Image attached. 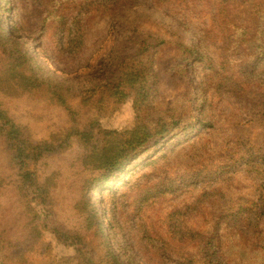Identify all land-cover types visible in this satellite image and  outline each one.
<instances>
[{"label": "rangeland", "instance_id": "obj_1", "mask_svg": "<svg viewBox=\"0 0 264 264\" xmlns=\"http://www.w3.org/2000/svg\"><path fill=\"white\" fill-rule=\"evenodd\" d=\"M253 3L244 1L230 14L256 34ZM186 4L187 0H0L6 32L20 50L33 56L26 70L58 86L73 104L95 91L88 108L83 105L80 110L81 134L67 137L64 112L52 101H29L18 85L9 95L0 90V112L17 122L27 138L20 143L0 137V182L5 177L13 181L12 190L6 184L0 190V264H83L89 259L82 242L94 248V264H108L101 241L110 244L122 264H175L174 254L164 249L146 255L147 239L130 229L155 226L162 241H196L191 240L196 237L193 232L188 240L184 235L171 240L163 227L168 223L165 217L203 193L206 220L190 216L184 227L187 233L190 228L198 234L215 229L214 215L225 207L213 190L223 191L228 199L244 196L249 204L261 202L264 207V194L252 186L257 181L243 170L247 159L239 160L253 143L263 141L264 125L252 116L249 104L214 87L227 54L209 34L211 22L203 2ZM181 41L199 51L195 64L182 61L177 49ZM132 66H146L157 76L147 112L136 111L135 91L121 83ZM182 72L184 77L178 74ZM252 118L257 126L250 130L247 122ZM160 119L175 123L172 135L142 151L134 162L138 167L123 173L118 188L106 189L95 199L86 194L85 199L86 182L73 180L75 173L82 178L90 175L91 160L100 158L91 159L93 148L99 155L111 153L126 132ZM92 122L96 128H90ZM179 127L184 136H174ZM101 129L112 132L108 144L96 143V131ZM230 157L237 160V167L226 172ZM189 176L187 186L184 179ZM93 212H99L98 223L103 225L100 229L97 224L96 231L86 225ZM258 227L264 241V220ZM226 228L223 223L218 231L223 245L215 251L221 253L225 245L230 264H243L246 248L227 235ZM186 247L198 252L197 257L204 253L198 251L199 244ZM210 263L214 258L209 253L204 264Z\"/></svg>", "mask_w": 264, "mask_h": 264}, {"label": "trees", "instance_id": "obj_2", "mask_svg": "<svg viewBox=\"0 0 264 264\" xmlns=\"http://www.w3.org/2000/svg\"><path fill=\"white\" fill-rule=\"evenodd\" d=\"M201 1L203 2V8L210 17L211 29L208 30L209 34H213L215 42H221L222 52L227 54L226 57L223 56V74H217L221 79L214 87L221 88V92L224 91L225 94L235 97L240 104H249L248 108L252 116L258 118L259 123L264 125V0H254L252 4V14L257 17L256 34L250 33L252 30L250 25L246 23L239 25L234 22L230 14V9L249 0ZM186 6H188V0ZM6 28V24L2 23L0 19V90L5 95L6 93L9 95L10 90L14 89L15 85H18L25 89L24 98H31L29 101H37L41 98L48 101L49 99L57 108L64 112L62 117L64 123L69 127L64 129L67 137L80 135L78 126L80 110L83 105L88 108L89 99L93 98L95 91L85 94L80 104H73L67 96L61 93L62 91L58 86L45 83L40 78H37L36 74H31L29 70L25 69L30 64L29 61L33 56L30 51L19 49L17 42L14 41L10 33L6 32ZM177 49H179L182 61L190 60L195 64L200 60L199 51L189 42H179ZM23 69L22 73L18 72ZM178 74L184 77V72ZM156 78L157 76H153L151 69L146 66H132L131 71L122 78L121 83L124 87L130 88L136 93L135 108L138 113L142 112V110L147 112L149 96L155 92L158 85ZM110 85L112 86L111 83ZM3 106L5 107L4 104ZM0 110L2 111L1 103ZM163 121L162 119L147 121L146 124L126 132L124 134L125 138L117 139L116 143L113 144L112 152L106 155H99L97 148H93L91 159L100 156L96 160H91L93 164L90 175L93 174V177L88 179L89 175L82 178L80 174L75 173L73 180V182H86L88 191L85 192V199L88 196L86 194L91 195L95 199L98 194L106 189L113 190L118 188L121 184L117 182L122 178L123 173L128 172L129 168L138 167V164L134 162L142 151L148 149L152 144H158L160 140L169 138L175 128V123L168 122L164 124ZM255 121L254 118L248 120L247 127L250 130L257 126V124H254ZM89 126L90 128L92 127L91 129L96 128V123L92 122ZM178 130V133L174 134V136H184L186 133L181 127ZM111 134L112 132L107 134L102 129L98 132L96 131V143L105 142L108 144L112 137L110 136ZM1 136H5L8 142L17 140L20 143H25L27 139L22 127L2 112H0ZM247 152L249 153L239 159H247L243 170L257 181L252 186L264 194V139L262 142L253 143V146L247 149ZM226 166V172L234 171L237 167V160L234 157H230ZM205 167L208 168V166ZM203 169L205 168L203 167ZM196 172L194 171L192 175ZM211 175L212 173L208 174L207 181H209ZM10 178L5 177L4 183L0 182V190L3 188L2 185L5 184L8 190H12L13 181ZM184 180L188 186L192 178L189 176V179ZM6 181L9 183H6ZM211 193L220 195L218 196L219 201L225 207L218 216L214 215L216 219V223L214 222L216 225L215 229L212 227L210 230H206L204 234H198L199 231L190 228L187 229L188 233L185 230L183 222L185 218L191 216L194 219H203V221L207 218L204 211H201L203 200H205L204 194L201 193L196 200L189 203L183 210H175L167 214L165 219L168 223L163 226L168 229V236L171 240L180 235H184L183 238L188 240L193 232L196 237L191 240L196 238V241H162L157 235L155 226L151 229V226L140 225L130 230H133L136 236L139 235L142 236V239H147L146 246L149 247V251L145 252V254L153 253L156 255V253L164 249L174 254L176 258L175 264H204L210 253L214 258L213 264L233 263L230 258L225 256L226 253L223 252L225 245L221 253L215 251L219 249V244H222L218 231L224 223L227 224L226 234L235 240L243 242L246 248V256L242 259L243 264H264V241H260L262 234L258 230L259 222L264 220L262 203L249 204L245 199L246 197L243 198L244 196L239 198L233 196L228 199L221 190H213ZM250 218L253 220H250ZM99 220V212H93V215L90 213L86 222L87 228L96 231L97 224L100 229L103 228V225L98 223ZM254 220H257V222L253 223ZM134 222L136 223V221ZM75 226L76 222L70 225L71 228ZM76 233L80 236L82 230H78ZM223 242L225 243V241ZM191 244H199L202 249H198V251L202 250L205 255L201 252L200 257H197L196 254L198 252L186 247ZM80 245L83 254L89 259L83 264H94V248L86 246L83 242ZM100 246L105 249L104 252L105 257L109 261L108 264H122L120 257L116 255L114 250L110 249V244L107 241H101Z\"/></svg>", "mask_w": 264, "mask_h": 264}]
</instances>
